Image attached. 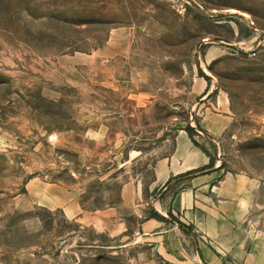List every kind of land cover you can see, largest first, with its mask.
I'll return each mask as SVG.
<instances>
[{
	"label": "rangeland",
	"instance_id": "374dc122",
	"mask_svg": "<svg viewBox=\"0 0 264 264\" xmlns=\"http://www.w3.org/2000/svg\"><path fill=\"white\" fill-rule=\"evenodd\" d=\"M186 126L209 168L252 179L244 227L264 239V0H0V264H164L128 208L116 237L72 210L145 191Z\"/></svg>",
	"mask_w": 264,
	"mask_h": 264
},
{
	"label": "crops",
	"instance_id": "0c3cea01",
	"mask_svg": "<svg viewBox=\"0 0 264 264\" xmlns=\"http://www.w3.org/2000/svg\"><path fill=\"white\" fill-rule=\"evenodd\" d=\"M213 107L217 111H207L209 107L202 111L199 126L212 136H220L230 123L225 109L227 99L218 93ZM209 161V156L181 127L174 138L173 151L155 162L145 191L138 184H125L120 205L82 215L74 209L72 216L116 237L128 230L129 221L122 211L128 208L127 215L136 219L134 237L148 242L164 264H264V239L251 242L244 227L254 188L252 179L234 176L217 165L176 178ZM176 183L180 188L173 189ZM44 201L60 206L54 203V197ZM145 206L165 220L148 215L139 221Z\"/></svg>",
	"mask_w": 264,
	"mask_h": 264
},
{
	"label": "trees",
	"instance_id": "16d2710c",
	"mask_svg": "<svg viewBox=\"0 0 264 264\" xmlns=\"http://www.w3.org/2000/svg\"><path fill=\"white\" fill-rule=\"evenodd\" d=\"M184 130L187 132V134H188V136L191 138L192 142H193L196 146H198L200 149H202V150H203V151L209 156L210 161H209V163H208L206 166H204V167H202V168H197V169H193V170L187 171V172H185V173H182L181 175L176 176V178H177V177H181V176H188V175L193 174V173H195V172H199V171H201V170H204V169H206V168H209V167H211V166L213 165V159H212V157L209 155V153L206 151V149H205L204 147H202V146H201V145L195 140L194 135H196V133H195V130L193 129V127H191V126H186V127H184ZM168 183H169V180L165 183L164 186H167ZM174 192H175V191H174ZM150 215L156 217V218L159 219V220H163V221L165 220L164 217H162L161 215H159L158 213H156V212H154V211H152V212L150 213ZM168 216H169L172 220L177 221V219H176L171 213H168Z\"/></svg>",
	"mask_w": 264,
	"mask_h": 264
},
{
	"label": "built area",
	"instance_id": "2783aa9c",
	"mask_svg": "<svg viewBox=\"0 0 264 264\" xmlns=\"http://www.w3.org/2000/svg\"><path fill=\"white\" fill-rule=\"evenodd\" d=\"M182 8V7H181Z\"/></svg>",
	"mask_w": 264,
	"mask_h": 264
}]
</instances>
